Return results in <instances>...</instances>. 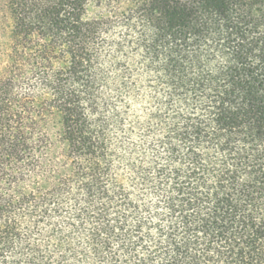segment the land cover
Returning <instances> with one entry per match:
<instances>
[{
  "label": "trees",
  "instance_id": "obj_1",
  "mask_svg": "<svg viewBox=\"0 0 264 264\" xmlns=\"http://www.w3.org/2000/svg\"><path fill=\"white\" fill-rule=\"evenodd\" d=\"M0 10V264H264V0Z\"/></svg>",
  "mask_w": 264,
  "mask_h": 264
},
{
  "label": "rangeland",
  "instance_id": "obj_2",
  "mask_svg": "<svg viewBox=\"0 0 264 264\" xmlns=\"http://www.w3.org/2000/svg\"><path fill=\"white\" fill-rule=\"evenodd\" d=\"M4 12L0 10V28L5 29L8 25V20L3 14ZM97 13L96 9L93 6H90L88 8V14L89 16H94Z\"/></svg>",
  "mask_w": 264,
  "mask_h": 264
}]
</instances>
